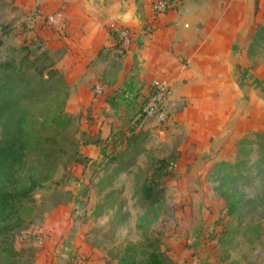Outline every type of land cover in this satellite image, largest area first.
I'll list each match as a JSON object with an SVG mask.
<instances>
[{"label": "rangeland", "instance_id": "1", "mask_svg": "<svg viewBox=\"0 0 264 264\" xmlns=\"http://www.w3.org/2000/svg\"><path fill=\"white\" fill-rule=\"evenodd\" d=\"M48 10V0H0V27L6 26V33H0V62L23 60L39 67L48 64V58L52 61L60 76L22 106L46 139L60 128L44 118L58 116L63 100L71 124L61 128L58 143L68 153L77 149L81 158L70 163L68 156L59 157L52 181L34 195L33 224L16 237L15 249H35L31 264H116L128 244L144 242L146 235L159 237L160 249L172 264H264V134L236 144V151H246L234 162L241 159L246 166L243 179L234 185L244 202L232 217L226 216L223 200L213 191L218 184L215 164L205 180L190 178L189 173L201 167L180 160L182 150L167 121L146 120L135 150L115 152L122 153L118 163H107L113 153L108 151L100 162L90 164L82 145L98 138L93 113L85 100L70 99L71 90L79 87L65 80L63 50L48 48L46 35L55 26L48 22L54 15ZM263 42L256 38L250 44ZM119 47H114L118 56ZM97 85L105 90L111 84L105 78ZM146 185L158 193L150 210L141 192ZM0 264L9 262L1 259Z\"/></svg>", "mask_w": 264, "mask_h": 264}, {"label": "crops", "instance_id": "2", "mask_svg": "<svg viewBox=\"0 0 264 264\" xmlns=\"http://www.w3.org/2000/svg\"><path fill=\"white\" fill-rule=\"evenodd\" d=\"M154 2L48 0L58 16L48 48L64 52L65 80L79 87L70 99L92 110L98 138L82 145L90 164L125 147L131 117L160 79L169 85L167 122L180 160L200 166L189 176L203 181L214 164L236 160L240 140L264 134V42L250 44L264 25V0H176L164 15L154 14ZM110 24L129 33L119 56ZM105 78L111 85L94 102L90 88Z\"/></svg>", "mask_w": 264, "mask_h": 264}, {"label": "trees", "instance_id": "3", "mask_svg": "<svg viewBox=\"0 0 264 264\" xmlns=\"http://www.w3.org/2000/svg\"><path fill=\"white\" fill-rule=\"evenodd\" d=\"M175 1L168 0V3L172 5ZM5 27H0V33H6ZM110 34L117 42L114 34ZM256 38L264 39V25L258 27L252 40ZM117 43L115 46L119 47L121 44ZM57 76L60 74L49 58L48 64L39 67L26 65L23 60L19 64L0 62V260H7L9 264H31L36 254L32 247L16 250L15 239L33 224L34 195L52 181L59 157L68 156L70 163H79L81 158L77 149L68 153L58 143L61 128H69L71 124V118L63 112V100L58 116L51 121L44 118L48 124L53 121L52 124L60 128L46 139L42 137V128L37 130L34 127L31 115L22 106L23 102L34 97L35 92L41 94L49 90L51 81ZM139 134L140 130L129 133L122 153L135 150ZM245 142L247 140L242 139L239 144ZM245 151L238 150V155L245 154ZM122 153L111 155L107 163H118ZM245 166L241 159L214 166L218 184L213 191L223 200L227 217L236 215L244 202L243 193L234 185L243 179L242 168ZM141 192L150 210L157 203L158 193L150 185L144 186ZM161 244L159 237L145 235L144 242L128 244L116 264H172L160 249Z\"/></svg>", "mask_w": 264, "mask_h": 264}, {"label": "built area", "instance_id": "4", "mask_svg": "<svg viewBox=\"0 0 264 264\" xmlns=\"http://www.w3.org/2000/svg\"><path fill=\"white\" fill-rule=\"evenodd\" d=\"M171 8L168 0H155L153 3V11L155 15H164ZM48 22L57 26L58 16L48 17ZM108 31L114 34L117 42L121 46L129 43V33L125 29H118L113 25L108 26ZM102 93L100 87H96L94 91L93 101H97L98 95ZM169 94V85L165 80L155 79L151 82L148 94L144 99L141 107L133 114L128 124V132L137 131L142 124L150 118H154L158 122L165 123L167 121V99Z\"/></svg>", "mask_w": 264, "mask_h": 264}]
</instances>
